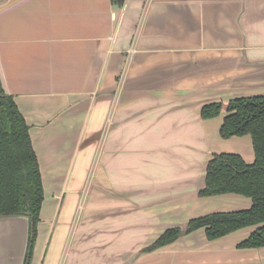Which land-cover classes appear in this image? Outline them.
Here are the masks:
<instances>
[{
    "label": "crops",
    "instance_id": "0c3cea01",
    "mask_svg": "<svg viewBox=\"0 0 264 264\" xmlns=\"http://www.w3.org/2000/svg\"><path fill=\"white\" fill-rule=\"evenodd\" d=\"M0 80L43 184L29 264H264V247H237L254 226L141 251L251 205L198 194L213 154L254 161L250 135L220 137L226 112L200 109L264 94V0H0ZM88 177L86 222L73 223ZM26 244L27 220L0 217V264H23Z\"/></svg>",
    "mask_w": 264,
    "mask_h": 264
},
{
    "label": "trees",
    "instance_id": "16d2710c",
    "mask_svg": "<svg viewBox=\"0 0 264 264\" xmlns=\"http://www.w3.org/2000/svg\"><path fill=\"white\" fill-rule=\"evenodd\" d=\"M124 1L111 0L118 7ZM222 111L226 114L219 128L220 137L250 135L254 161L247 163L236 153L213 154L206 163L204 186L198 194H238L251 200L250 207L191 218L185 227L164 230L141 251H153L198 228H203L206 238L213 240L248 226L255 228L237 247H264V94L235 97L226 103H206L200 109V116L212 118ZM43 199L39 164L28 126L0 80V216H25L28 219L23 264H29L32 256Z\"/></svg>",
    "mask_w": 264,
    "mask_h": 264
},
{
    "label": "rangeland",
    "instance_id": "374dc122",
    "mask_svg": "<svg viewBox=\"0 0 264 264\" xmlns=\"http://www.w3.org/2000/svg\"><path fill=\"white\" fill-rule=\"evenodd\" d=\"M92 171V169H90V172ZM90 175V174H89ZM89 177L86 179V183H85V186H84V190L81 194V197L77 203V206H76V209H77V213L75 215V219H74V222L73 223H81L83 221L86 222V220H84V218L87 217V213L85 212V208L87 206V203H88V198L90 196L89 192H90V188H91V185H90V182H89ZM77 221V222H76Z\"/></svg>",
    "mask_w": 264,
    "mask_h": 264
},
{
    "label": "water",
    "instance_id": "95a60500",
    "mask_svg": "<svg viewBox=\"0 0 264 264\" xmlns=\"http://www.w3.org/2000/svg\"><path fill=\"white\" fill-rule=\"evenodd\" d=\"M0 217H15V216H0ZM16 217H18V216H16ZM21 217H24L27 220V241H28V219L25 216H21ZM26 248H27V244H26ZM25 252H26V250H25ZM24 257H25V254H24ZM24 257H23V260H24Z\"/></svg>",
    "mask_w": 264,
    "mask_h": 264
}]
</instances>
